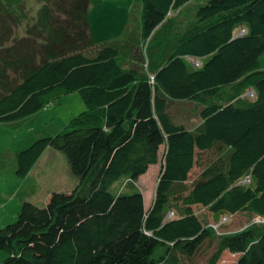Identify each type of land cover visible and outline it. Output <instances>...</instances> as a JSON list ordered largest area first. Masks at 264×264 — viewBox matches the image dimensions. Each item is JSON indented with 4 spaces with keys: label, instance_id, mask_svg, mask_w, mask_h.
Segmentation results:
<instances>
[{
    "label": "trees",
    "instance_id": "1",
    "mask_svg": "<svg viewBox=\"0 0 264 264\" xmlns=\"http://www.w3.org/2000/svg\"><path fill=\"white\" fill-rule=\"evenodd\" d=\"M35 2L0 0V124L78 93L84 111L15 154L23 178L51 148L76 183L42 207L21 203L0 229V264H186L204 243V264L225 251L264 264V0H135L139 26L102 46L88 0ZM172 100L197 124L174 120ZM151 165L145 208L134 182ZM236 214L258 222L216 233Z\"/></svg>",
    "mask_w": 264,
    "mask_h": 264
},
{
    "label": "rangeland",
    "instance_id": "2",
    "mask_svg": "<svg viewBox=\"0 0 264 264\" xmlns=\"http://www.w3.org/2000/svg\"><path fill=\"white\" fill-rule=\"evenodd\" d=\"M25 1L28 8L36 6V0ZM138 15L139 4H135V0H88L86 23L92 44L102 46L106 42L117 41L127 24L131 28L139 26ZM20 26L21 30H18L17 36L24 35L25 23L22 22ZM257 62L259 68L264 69V52L258 57ZM172 101L168 103V112L174 120L187 127L197 124L195 110L191 104H187V101ZM84 110L85 107L78 93H71L61 96L59 101L37 111L21 124H0V229L15 221L21 203L29 202L36 207H42L51 192H69L74 187L76 179L69 172L66 161L59 152L51 148L45 149L23 178L15 175V154L39 138L52 137L59 133L71 118ZM157 171L158 166L151 165L134 182L142 193L145 208L152 199ZM198 171L197 165L191 169L188 182ZM191 208L199 219H203L209 225L214 224L205 209L194 206ZM250 222H258V220L255 217L236 214L228 219H221L220 225L213 229L218 234L227 233L239 230ZM210 249L204 243L198 253L186 264H204L211 252ZM234 253V251H225L218 264H233ZM4 258L5 254L0 252V262Z\"/></svg>",
    "mask_w": 264,
    "mask_h": 264
},
{
    "label": "crops",
    "instance_id": "3",
    "mask_svg": "<svg viewBox=\"0 0 264 264\" xmlns=\"http://www.w3.org/2000/svg\"><path fill=\"white\" fill-rule=\"evenodd\" d=\"M13 183V182H12Z\"/></svg>",
    "mask_w": 264,
    "mask_h": 264
}]
</instances>
